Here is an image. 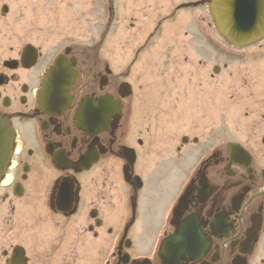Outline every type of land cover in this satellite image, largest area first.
Returning a JSON list of instances; mask_svg holds the SVG:
<instances>
[{"label":"flooded vegetation","instance_id":"obj_1","mask_svg":"<svg viewBox=\"0 0 264 264\" xmlns=\"http://www.w3.org/2000/svg\"><path fill=\"white\" fill-rule=\"evenodd\" d=\"M13 1L26 0H0V116L12 135L0 173V264H264V59L214 91L211 0H107L115 34L120 6L143 18L169 13L147 40L181 12L184 27L171 32L185 29L184 48L206 52L187 76L165 60L152 88L137 74L144 68L113 63L118 47L129 49L120 37L104 58L101 28L94 43L82 27L55 39L39 25L38 0L11 21ZM58 57L76 75L71 102L46 111L40 92ZM215 93L225 100L221 133L202 142L192 122L185 132L168 128L167 117L192 116L196 99ZM102 96L117 103L108 127L88 119L91 130L79 127L80 104ZM157 97L166 106H149Z\"/></svg>","mask_w":264,"mask_h":264},{"label":"rangeland","instance_id":"obj_2","mask_svg":"<svg viewBox=\"0 0 264 264\" xmlns=\"http://www.w3.org/2000/svg\"><path fill=\"white\" fill-rule=\"evenodd\" d=\"M95 0H72L69 3L64 2V0H38V19L40 26H49L54 31L55 39L59 37L68 38L69 29L71 27H82L86 31V41L94 43L96 38H98V28L102 29V54L106 58L110 53V48L112 44L116 41V38L120 37L121 40L118 42L129 43V49L126 50L125 47H118L116 53L117 60L113 63L122 66L124 70H127L128 66L132 65L135 71L138 69H145L143 73H137L141 75H149V80L145 77H139V81L145 82L148 85L149 82L152 88L163 80L166 72V67L163 66L165 60H173L172 64L178 63L183 67L182 75L187 76L190 71L193 70L192 64H196L198 60L203 59L206 62L207 54H203L201 51H197L195 48L185 49L183 42H190L191 37H186L184 35L185 29L173 30L171 32L170 26L175 25L176 28L180 27L183 23L181 19L182 14L178 13L169 19H166L162 28L165 30L159 31L151 39H148V34L155 27L157 22L169 13L163 12L160 16L152 15L150 18H143L140 13H134L132 9L124 8L120 6L118 12V20L120 26V32L118 34L114 32L110 24V12L108 6L110 5L107 0H102V6L96 7ZM32 0H26L21 2H12L13 7L15 5V11L11 14V21L15 19L18 15V6L27 4V9L22 11L23 16H30V6ZM123 3H120L122 5ZM14 9V8H13ZM166 9H170L167 6ZM198 9H190L191 11H199ZM179 16V17H177ZM131 22H137V31L129 29ZM212 22V19L206 17L205 23ZM204 24V26L206 25ZM184 27V24H182ZM200 27V22L198 24ZM197 26V27H198ZM169 27V28H168ZM198 27V28H199ZM167 29V30H166ZM198 31V30H197ZM211 37L213 39V54L207 60L209 68L211 66H219V72L214 73L215 89L218 91V83L223 80L232 79V77H237L243 73L245 65L253 68L252 66L258 64L255 60H262L264 57L260 56L264 54L262 48L259 46L249 47L245 50L232 47L227 44V42L218 34L216 29L210 30ZM137 33V34H136ZM162 37L165 38L162 39ZM196 41V40H195ZM193 41V42H195ZM165 42V44H163ZM201 43H206L207 40L200 41ZM148 43V45L144 44ZM264 43V40L262 41ZM124 48V49H123ZM247 52L248 61L244 63L242 61L244 54ZM263 52L261 54H258ZM252 55V56H250ZM242 56V58H241ZM250 56V57H249ZM109 57V56H108ZM211 73V71H210ZM128 81V79L126 78ZM141 82L138 83L139 86ZM154 91L159 92L156 88ZM180 90V89H179ZM221 91V90H220ZM175 94V93H174ZM177 95V94H176ZM222 93H215L212 102L205 99H196L193 104V110L196 112L194 115H182L180 121L178 122L179 115H172L167 117L166 122L168 128L173 130L179 129L181 132H185V124H195L194 129L196 130V135L201 139V141H206L208 136L212 133H221L223 129V124L227 121L225 120L224 114V102ZM149 106H166L160 103V99H151ZM186 114V113H184ZM179 123V124H178ZM235 134V131H232ZM164 171V170H163Z\"/></svg>","mask_w":264,"mask_h":264},{"label":"water","instance_id":"obj_3","mask_svg":"<svg viewBox=\"0 0 264 264\" xmlns=\"http://www.w3.org/2000/svg\"><path fill=\"white\" fill-rule=\"evenodd\" d=\"M263 5V2L249 0H214L213 12L220 33L227 41L236 45H248L256 42L264 34V27L261 28L264 21V11L261 10ZM56 65L45 81L41 95V106L48 110L63 111L69 106L70 102L69 97L66 95L67 89L65 87L67 85V75H59L63 67L59 59ZM52 81L57 83L53 88L59 94L55 96H49L52 90ZM113 106L114 104L109 103L107 97L99 99L88 98L82 105V111L84 115L90 114L94 118L96 116L101 117L102 119L98 118L96 122L106 127L109 123ZM77 119L81 125L83 122L82 113H78ZM5 128V121L0 118V132H5ZM4 135H0V168L5 159V147L9 141V137Z\"/></svg>","mask_w":264,"mask_h":264}]
</instances>
